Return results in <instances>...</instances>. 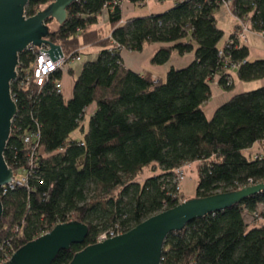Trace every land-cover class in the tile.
I'll return each mask as SVG.
<instances>
[{
	"label": "trees",
	"instance_id": "1",
	"mask_svg": "<svg viewBox=\"0 0 264 264\" xmlns=\"http://www.w3.org/2000/svg\"><path fill=\"white\" fill-rule=\"evenodd\" d=\"M54 1L31 0L26 15ZM226 1L180 0L163 14L128 19L122 0H80L68 7L65 22L50 30L49 39L66 57L82 59L89 47L100 52L75 78L70 99L57 92L62 70L43 86L22 79L12 84L18 113L5 159L18 179L32 168L33 173L27 186L0 195L1 260L74 221L89 227L87 238L52 263L71 264L79 252L99 243L103 232L127 233L186 200L264 183V86L234 93L211 117L204 109L214 86L235 91L232 70L241 82L264 80V59H251L243 43L230 48L223 43L217 11ZM104 10L110 37L96 28ZM230 11L264 34V0H234ZM154 43L163 46L153 54L152 66L167 64L175 53L193 54V61L171 68L165 78L125 66L123 50L142 53ZM33 59L22 53L19 70L24 73ZM78 130L81 137H73ZM27 135L40 139L32 168ZM255 145L259 151L253 155ZM192 164L199 179L195 196L189 197L175 177ZM146 168L151 169L148 177ZM245 215L259 220L248 223ZM161 264H264V191L169 234Z\"/></svg>",
	"mask_w": 264,
	"mask_h": 264
},
{
	"label": "water",
	"instance_id": "2",
	"mask_svg": "<svg viewBox=\"0 0 264 264\" xmlns=\"http://www.w3.org/2000/svg\"><path fill=\"white\" fill-rule=\"evenodd\" d=\"M30 1L0 0V188L14 179V170L6 162L5 152L18 113L11 87L17 78L20 55L30 45H46L50 50H42L43 53L49 52L53 61L62 58V47L49 39L51 27L48 20L63 24L68 7L80 0H55L45 6V10L27 17L26 7ZM263 191L264 183H261L240 191L186 200L150 217L127 233L87 247L71 264H161L169 234L181 232L191 222L225 211ZM3 213L0 199V219ZM88 234L89 227L84 223L59 224L16 251L12 259L3 264H52L61 251L69 250L74 244H83Z\"/></svg>",
	"mask_w": 264,
	"mask_h": 264
},
{
	"label": "crops",
	"instance_id": "3",
	"mask_svg": "<svg viewBox=\"0 0 264 264\" xmlns=\"http://www.w3.org/2000/svg\"><path fill=\"white\" fill-rule=\"evenodd\" d=\"M173 7H174L173 3L170 0H162V1L161 0H146L143 4L135 3L132 0H122L121 2V10H122L124 19L132 18V17H145V16H150V15H155V14H163L169 11ZM102 19L110 27L108 23V13L106 10H104L99 17L98 28L100 27L101 24H103ZM237 28H238V24L235 22L234 26L229 32L230 33L229 38L233 33L237 32L236 31ZM250 28H251V24H250ZM248 34L250 35V37L247 35V42L243 44L249 47L250 58L253 57V60L254 59H264V34L257 33L253 31L252 28H251V33H248ZM251 42H252V45H250ZM162 46L163 45L160 43H154L150 45L142 53H135V52H131L128 50H123L121 54L123 58V62L127 68L137 73H141L144 69H148L154 74L155 77L165 78L167 72L171 68H177V69L183 68L189 65L193 61V58H194L193 54H187L184 56H180L177 53H175L171 61H169L167 64L163 66H152L150 63L151 58L153 54ZM86 50H88V48H86ZM86 50H84V52ZM231 74L233 76L234 84L236 85L235 91L227 92V91L220 89L216 93H214L213 98L204 108L208 117H211L217 108H219L220 106L228 102L232 98L234 93L236 92L240 93V92L246 91V86H244V84H242L241 81H240V84L236 82V79L239 80L237 70H232ZM64 76L63 78L65 79H63V84H64L63 92L65 94L66 90L71 89V95L67 97V99H70L73 95V86H74V81H75V78L73 77L74 72L70 69L68 71V76L67 77H64ZM259 86L260 87L264 86V80H261L259 82ZM256 147H258V145H255L253 149H255ZM192 165L196 167V164H192ZM198 179L197 181L193 179H187L189 181V184H186L185 188H183L182 191H184L189 197L195 196Z\"/></svg>",
	"mask_w": 264,
	"mask_h": 264
},
{
	"label": "built area",
	"instance_id": "4",
	"mask_svg": "<svg viewBox=\"0 0 264 264\" xmlns=\"http://www.w3.org/2000/svg\"><path fill=\"white\" fill-rule=\"evenodd\" d=\"M173 3V6L176 4L177 1L180 0H170ZM182 1V0H181ZM231 2L228 0L225 2V4H230ZM28 17V16H27ZM239 20V25L237 28V33H236V38H229L226 42V47L230 48L236 44V42H240L239 44L247 42V35H248V30L245 27L246 25L243 23L246 22L244 19L237 18ZM43 51H49L50 47L43 45V46H34L30 45L25 52L31 53L34 56L33 62L30 64L29 68L25 70V72H21L19 70L20 67V61H19V67L17 70V78L15 82L18 79H22L24 81H33L36 83L38 86H43L45 82L48 80L51 74L55 73L58 70H62L64 73L69 71L70 69V63L75 62V61H81V57L79 55H70L69 57H66L65 54L62 58L57 59L55 61L52 60L51 56L49 55V52L43 53ZM223 52H220V56H223ZM57 92L62 93L64 89V84L63 81H60L59 83L56 84ZM25 143L31 145L32 150L28 151V159L31 164V168L33 164H35V159H36V154L38 151V148L40 146V139L37 136L34 135H27L24 138ZM33 173V168L30 172L26 173L25 176L21 178H17L15 173H14V179L12 180L11 183H9L6 186H3L0 188V195H7L8 191H14L18 187H24L27 186L28 184V179L30 176H32ZM184 179V172L182 170H178L176 172V177H175V182L179 185L180 182ZM124 234L122 231L119 230H110L107 232H103L99 238L98 242H103L107 239L119 236ZM11 242V241H10ZM9 243V242H8ZM3 250V248H0V252ZM16 251H12V253L7 256L5 260L0 259V264L7 263L9 262L12 257L14 256Z\"/></svg>",
	"mask_w": 264,
	"mask_h": 264
},
{
	"label": "rangeland",
	"instance_id": "5",
	"mask_svg": "<svg viewBox=\"0 0 264 264\" xmlns=\"http://www.w3.org/2000/svg\"><path fill=\"white\" fill-rule=\"evenodd\" d=\"M43 9L45 10V7H43ZM217 20H218L219 27L225 32L224 38H223V43H224L225 41L228 40L229 34H230L229 32L231 31L235 22L238 25L240 23H239V20L237 19V17L231 13L230 4H227V5L225 4V7H223V8L221 7L217 11ZM102 22H103V24H101L100 27L98 28V25H99V23H98L96 28L100 31V33L104 37H110L111 32H112L110 30V27L103 21V19H102ZM243 23L246 25L245 27L249 31L248 33H251L250 24L247 21L246 22L243 21ZM58 26L59 25L57 22H53L51 25H49V27H51V30H56L58 28ZM248 36L250 37L249 34H248ZM250 45H252V42ZM99 52H100V48L90 47V48H88V50H86L83 53L81 61H75V62L70 63V69L74 72L73 77L74 78L78 77L80 75V72H81L82 68L84 67V65L89 61H94L98 57ZM251 59H253V57H251ZM64 75H65L64 77H67L68 72L66 71ZM63 79H65V78H63ZM236 82L238 84H240V80L236 79ZM259 82L260 81L250 82V83L242 82V84H244V86H246V91H250V90L258 89L260 87ZM220 89L221 88L219 86H214V93H216ZM70 95H71V89L66 90L65 96L69 97ZM89 122H90V114H87L86 119L84 120V126L86 128L85 129L86 133H88V131H89ZM81 134H82L81 131L78 130L77 132L73 133V137L80 138ZM258 151H259V149H258V147H256L255 149H252V151H250L249 153H252L253 155H255L256 153H258ZM197 171H198L197 167H195L193 165L187 166L183 169L184 179L179 184V187L181 190H183V188H185L186 184H189V181L187 179H193V180L197 181V179L199 178V174ZM150 175H151V169L146 168L144 176L148 177ZM245 219L248 223L253 222L254 220H259L258 217H253L250 215H245Z\"/></svg>",
	"mask_w": 264,
	"mask_h": 264
},
{
	"label": "bare ground",
	"instance_id": "6",
	"mask_svg": "<svg viewBox=\"0 0 264 264\" xmlns=\"http://www.w3.org/2000/svg\"><path fill=\"white\" fill-rule=\"evenodd\" d=\"M237 33V32H236Z\"/></svg>",
	"mask_w": 264,
	"mask_h": 264
}]
</instances>
